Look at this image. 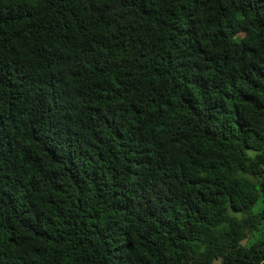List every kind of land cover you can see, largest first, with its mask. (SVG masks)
I'll return each mask as SVG.
<instances>
[{
    "label": "trees",
    "instance_id": "trees-1",
    "mask_svg": "<svg viewBox=\"0 0 264 264\" xmlns=\"http://www.w3.org/2000/svg\"><path fill=\"white\" fill-rule=\"evenodd\" d=\"M0 264H264V0H0Z\"/></svg>",
    "mask_w": 264,
    "mask_h": 264
},
{
    "label": "rangeland",
    "instance_id": "rangeland-1",
    "mask_svg": "<svg viewBox=\"0 0 264 264\" xmlns=\"http://www.w3.org/2000/svg\"><path fill=\"white\" fill-rule=\"evenodd\" d=\"M260 207H261V203H259L258 205H256L254 209H259Z\"/></svg>",
    "mask_w": 264,
    "mask_h": 264
}]
</instances>
